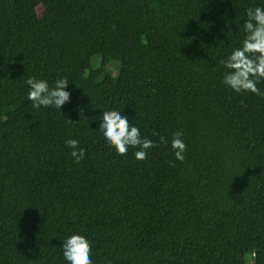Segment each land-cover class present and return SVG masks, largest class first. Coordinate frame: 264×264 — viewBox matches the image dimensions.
<instances>
[{
  "label": "trees",
  "instance_id": "16d2710c",
  "mask_svg": "<svg viewBox=\"0 0 264 264\" xmlns=\"http://www.w3.org/2000/svg\"><path fill=\"white\" fill-rule=\"evenodd\" d=\"M41 1L0 0V264H69L73 234L93 264H264V95L220 63L264 0ZM30 77L70 101L34 108ZM107 110L156 144L146 160L109 146Z\"/></svg>",
  "mask_w": 264,
  "mask_h": 264
},
{
  "label": "clouds",
  "instance_id": "9594fccd",
  "mask_svg": "<svg viewBox=\"0 0 264 264\" xmlns=\"http://www.w3.org/2000/svg\"><path fill=\"white\" fill-rule=\"evenodd\" d=\"M246 16L243 25L246 35L242 45L220 61L227 69L223 83L237 93L251 92L260 96L264 95L257 87L258 82L264 80V8L249 7L246 9ZM26 83L29 85L27 99L36 109L42 106L61 109L70 101L71 94L65 90L69 85L66 78L57 79L51 88L46 79L30 77ZM99 131L109 146L121 156L127 155L129 147H132L138 149L134 153L135 159L146 160L147 150L156 146L152 140L142 137L140 129L130 125L129 118L117 110L102 112ZM182 135V131L173 133L171 141L175 159L179 161L184 160L183 153L186 151ZM161 141L163 142V138ZM65 144L71 149L70 155L74 162L80 163L84 159L85 149L79 147V141L68 139ZM62 249L63 256L69 264H93L91 244L83 235L73 234L66 237L63 239Z\"/></svg>",
  "mask_w": 264,
  "mask_h": 264
},
{
  "label": "rangeland",
  "instance_id": "374dc122",
  "mask_svg": "<svg viewBox=\"0 0 264 264\" xmlns=\"http://www.w3.org/2000/svg\"><path fill=\"white\" fill-rule=\"evenodd\" d=\"M36 6H37V10L38 12L41 14L44 11V5L42 4L41 0H35ZM99 57H95L94 58V63H98ZM115 62L110 63V66L112 67V69L114 70V74L117 75L118 74V70H115ZM114 65V66H113ZM249 106H251L252 103H248ZM14 141L16 142L17 140L14 139Z\"/></svg>",
  "mask_w": 264,
  "mask_h": 264
}]
</instances>
